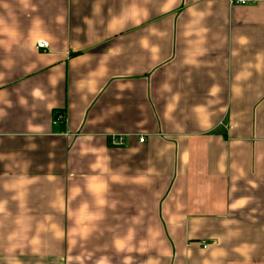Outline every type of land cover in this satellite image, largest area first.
Listing matches in <instances>:
<instances>
[{"label":"crops","instance_id":"1","mask_svg":"<svg viewBox=\"0 0 264 264\" xmlns=\"http://www.w3.org/2000/svg\"><path fill=\"white\" fill-rule=\"evenodd\" d=\"M0 264H264V1L0 0Z\"/></svg>","mask_w":264,"mask_h":264},{"label":"built area","instance_id":"2","mask_svg":"<svg viewBox=\"0 0 264 264\" xmlns=\"http://www.w3.org/2000/svg\"><path fill=\"white\" fill-rule=\"evenodd\" d=\"M226 1H227V5L229 7H232V6L254 5V4L260 3L264 0H226ZM36 48L47 49L48 48V42L46 40H38L36 42ZM137 141L139 143H142L143 138L139 137L137 139ZM109 143L112 147H122L124 145V140H123L122 136L112 135V136H109ZM198 244L202 249H205L207 247V244L205 242L201 241Z\"/></svg>","mask_w":264,"mask_h":264}]
</instances>
